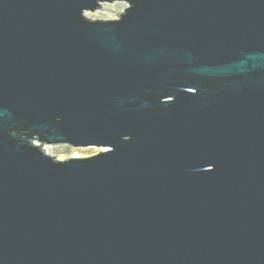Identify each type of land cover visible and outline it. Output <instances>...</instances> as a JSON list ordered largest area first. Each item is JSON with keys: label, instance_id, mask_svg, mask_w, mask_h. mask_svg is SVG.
<instances>
[{"label": "water", "instance_id": "1", "mask_svg": "<svg viewBox=\"0 0 264 264\" xmlns=\"http://www.w3.org/2000/svg\"><path fill=\"white\" fill-rule=\"evenodd\" d=\"M104 1L0 0V264H264V0Z\"/></svg>", "mask_w": 264, "mask_h": 264}, {"label": "rangeland", "instance_id": "2", "mask_svg": "<svg viewBox=\"0 0 264 264\" xmlns=\"http://www.w3.org/2000/svg\"><path fill=\"white\" fill-rule=\"evenodd\" d=\"M127 5L128 4L124 1H116L113 3L107 2L103 5V10L99 9L94 12L86 11V15L93 19H114L118 17L116 16V13L123 12L124 8L127 7ZM45 148L47 153L52 156H55L58 160L91 156L101 150L98 147H74L71 145L69 146L67 144H46Z\"/></svg>", "mask_w": 264, "mask_h": 264}, {"label": "flooded vegetation", "instance_id": "3", "mask_svg": "<svg viewBox=\"0 0 264 264\" xmlns=\"http://www.w3.org/2000/svg\"><path fill=\"white\" fill-rule=\"evenodd\" d=\"M116 1H124V0H115V1H104V2H101V4H100V6L96 9V10H94V11H97V10H99V9H102V7H103V5L104 4H106L107 2H116ZM124 2H126V1H124ZM104 3V4H103ZM127 3V2H126ZM128 6V5H127ZM126 8V7H125ZM124 8V9H125ZM94 11H92V12H94ZM124 11V10H123ZM120 13H122V12H118V13H116V16H118L119 17V14ZM118 17H116V18H118ZM116 18H114V19H116ZM91 19H93V18H91ZM46 145V144H45ZM53 145V144H52ZM67 145H69V144H67ZM70 146V145H69ZM80 147H98V148H100L101 150L99 151V152H97V153H100L101 151H105V150H109V149H111L109 146H95V145H89V146H80ZM43 149L44 150H46V148H45V146H43ZM47 152V151H46ZM97 153H95V154H97ZM49 154V153H48ZM94 154V155H95ZM91 156H93V155H91ZM86 157H90V156H83V157H80V158H86Z\"/></svg>", "mask_w": 264, "mask_h": 264}, {"label": "bare ground", "instance_id": "4", "mask_svg": "<svg viewBox=\"0 0 264 264\" xmlns=\"http://www.w3.org/2000/svg\"><path fill=\"white\" fill-rule=\"evenodd\" d=\"M45 146V145H44ZM77 147H80V146H77ZM42 149H43V146H42ZM44 150V149H43Z\"/></svg>", "mask_w": 264, "mask_h": 264}]
</instances>
